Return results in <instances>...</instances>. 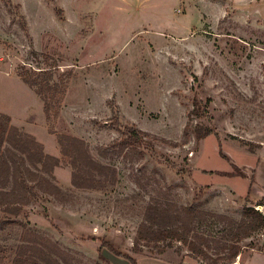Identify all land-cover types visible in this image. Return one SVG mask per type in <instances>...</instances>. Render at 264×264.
Here are the masks:
<instances>
[{
  "label": "rangeland",
  "instance_id": "rangeland-1",
  "mask_svg": "<svg viewBox=\"0 0 264 264\" xmlns=\"http://www.w3.org/2000/svg\"><path fill=\"white\" fill-rule=\"evenodd\" d=\"M34 74L64 92L48 117L23 82ZM1 109L59 160L52 178L39 173L66 199L30 195L0 230V264L32 243L26 234L71 264H130L104 242L137 264H207L176 242L134 252V239L151 197L236 221L246 206L264 215V0H0ZM125 126L159 140L138 159L100 156ZM196 127L212 133L196 140ZM58 135L83 140L116 184L74 188ZM263 245L264 235L242 242L229 264H264V253L248 260Z\"/></svg>",
  "mask_w": 264,
  "mask_h": 264
},
{
  "label": "trees",
  "instance_id": "trees-1",
  "mask_svg": "<svg viewBox=\"0 0 264 264\" xmlns=\"http://www.w3.org/2000/svg\"><path fill=\"white\" fill-rule=\"evenodd\" d=\"M40 75L45 76L34 74L35 78H23V82L30 88L38 87L36 93L40 96L48 117L53 108H60L64 92L56 84H48L47 79H42ZM57 94L60 95L55 99ZM193 102L198 111V102ZM116 125L117 119L114 123V126ZM188 127L187 125L186 129ZM211 133L210 129L202 127L193 130L196 140L204 139ZM121 134L122 137L118 141L105 147H97L98 154L102 157L112 154L124 159L132 158L131 156L138 159L141 155L137 152L139 148L151 146L152 142H149L148 138L159 140L131 126L123 127ZM160 142L167 143L163 139ZM57 143L62 156L69 160L73 169L71 184L74 188L102 190L116 184V169L95 161L83 140L58 135ZM58 166V159L46 155L41 144L31 137L24 136L10 125L8 116L0 113V212L6 215L0 219V230L14 224L9 216L20 215L24 205L29 202L30 195L43 193L59 201L66 199L65 194L51 180L39 173L52 178L53 170ZM136 183L142 191H147L139 180H136ZM256 235H264V215L254 207H244L239 220L236 221L226 215L207 212L195 206H179L173 202L161 201L157 196L151 197L145 206L142 221L136 230L133 251L141 252L142 248L154 247L159 249L160 245L171 247L172 243L176 242L183 246L192 258L207 264H229L241 254L242 242ZM23 239L32 243L18 248L12 264H60L59 260L64 264H71L64 257V252L55 246L51 247L50 243L41 242L39 236L31 238L26 234ZM37 244L39 247L36 249ZM103 245L113 255L126 259L130 264H137L132 257L116 251L112 244L104 242ZM163 251L159 249L158 253Z\"/></svg>",
  "mask_w": 264,
  "mask_h": 264
},
{
  "label": "crops",
  "instance_id": "crops-1",
  "mask_svg": "<svg viewBox=\"0 0 264 264\" xmlns=\"http://www.w3.org/2000/svg\"><path fill=\"white\" fill-rule=\"evenodd\" d=\"M0 113L4 114V115H7L9 117H12V114L10 112H8L7 110L1 109ZM30 134L33 135V133H30ZM261 253H264V245H263V248L260 251H258V250L254 251V253L248 258V260L254 258L256 255L261 254Z\"/></svg>",
  "mask_w": 264,
  "mask_h": 264
}]
</instances>
